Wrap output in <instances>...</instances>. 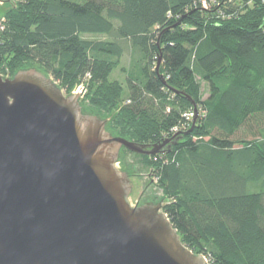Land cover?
I'll list each match as a JSON object with an SVG mask.
<instances>
[{"label": "trees", "instance_id": "16d2710c", "mask_svg": "<svg viewBox=\"0 0 264 264\" xmlns=\"http://www.w3.org/2000/svg\"><path fill=\"white\" fill-rule=\"evenodd\" d=\"M10 1L0 9L2 77L35 69L66 96L82 85L83 111L141 145L187 132V98L195 103L190 134L139 156L162 211L208 264H264V0ZM126 54L123 81L112 80Z\"/></svg>", "mask_w": 264, "mask_h": 264}, {"label": "water", "instance_id": "95a60500", "mask_svg": "<svg viewBox=\"0 0 264 264\" xmlns=\"http://www.w3.org/2000/svg\"><path fill=\"white\" fill-rule=\"evenodd\" d=\"M187 100V132L141 145L35 69L0 76V264H208L181 243L163 200L130 206L116 167L122 149L152 157L190 134Z\"/></svg>", "mask_w": 264, "mask_h": 264}, {"label": "rangeland", "instance_id": "374dc122", "mask_svg": "<svg viewBox=\"0 0 264 264\" xmlns=\"http://www.w3.org/2000/svg\"><path fill=\"white\" fill-rule=\"evenodd\" d=\"M9 1V0H8ZM7 7V5H1L0 3V9H4ZM85 40L88 41H106V37L104 36H91L87 35L83 37ZM129 57L128 55H124L120 62V67L118 70L114 71L111 75L112 80H118L119 82L123 81V75L120 72V69H127L129 67ZM8 78V77H4ZM78 87V86H77ZM76 87V88H77ZM201 87V94H202V100H207L209 98V87L208 85L201 81L200 82ZM76 88L72 91L71 94H77ZM84 88V87H83ZM63 94L66 96L64 91H62ZM85 94V89L84 93ZM83 97V96H82ZM81 97V98H82ZM81 101V99H80ZM84 112L86 115L88 112L84 109ZM100 118V117H99ZM102 120H106L104 118H100ZM117 169L125 172L130 179L131 186H132V192L129 196L128 202L129 204L134 207L135 203L137 202L138 198L140 199V202H144L146 200H152L157 203L162 201V193L161 191L155 186V183L151 179V172L148 168L143 165L141 159L139 156H136L134 154H131L129 152H125L124 149L121 150L118 163L116 165ZM155 203V204H157Z\"/></svg>", "mask_w": 264, "mask_h": 264}, {"label": "flooded vegetation", "instance_id": "af4514ba", "mask_svg": "<svg viewBox=\"0 0 264 264\" xmlns=\"http://www.w3.org/2000/svg\"><path fill=\"white\" fill-rule=\"evenodd\" d=\"M11 2H12V1H10V2L7 1L6 3H2V2H1V5L9 4V3H11ZM82 113L85 114L84 111H83V109H82ZM168 150H169V149L167 148V146H165V147L163 148V150H162L161 155L167 153ZM128 177H129V176H128ZM140 199H141V198H138L137 202L135 203V207H136V206L143 205V204H148V203H152V204L157 203V202L152 201V200H146V201H144V202L141 203V202H140Z\"/></svg>", "mask_w": 264, "mask_h": 264}, {"label": "built area", "instance_id": "2783aa9c", "mask_svg": "<svg viewBox=\"0 0 264 264\" xmlns=\"http://www.w3.org/2000/svg\"><path fill=\"white\" fill-rule=\"evenodd\" d=\"M231 1H233V0H228V2H231ZM209 6L208 5H206L205 3H202V8L203 9H207ZM0 30H1V27H0ZM75 93H78V96L79 97H82L83 96V93H84V88H83V86L82 85H80V86H78L77 88H76V92ZM77 95V94H76ZM175 131V130H174Z\"/></svg>", "mask_w": 264, "mask_h": 264}]
</instances>
